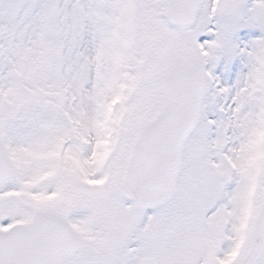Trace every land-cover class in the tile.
Masks as SVG:
<instances>
[{
	"label": "snow or ice",
	"instance_id": "6c2138e0",
	"mask_svg": "<svg viewBox=\"0 0 264 264\" xmlns=\"http://www.w3.org/2000/svg\"><path fill=\"white\" fill-rule=\"evenodd\" d=\"M0 264H264V0H0Z\"/></svg>",
	"mask_w": 264,
	"mask_h": 264
}]
</instances>
